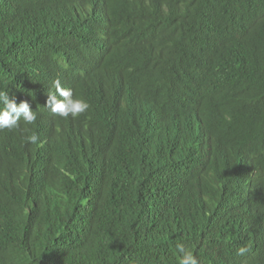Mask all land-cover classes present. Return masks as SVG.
I'll return each instance as SVG.
<instances>
[{"label":"trees","instance_id":"obj_1","mask_svg":"<svg viewBox=\"0 0 264 264\" xmlns=\"http://www.w3.org/2000/svg\"><path fill=\"white\" fill-rule=\"evenodd\" d=\"M37 1L0 0V91L37 111L35 124L25 128L101 132L123 143V150L110 158L108 172L75 169L80 156L56 165L67 192L58 202L44 189L18 184V164L9 166L0 176V264H125L133 254L180 242L199 264H264V217L241 215L237 203L259 171L256 197L264 214V0H45L37 10H48L54 22L57 8L69 11L86 3L92 9L91 28L78 30L79 37L88 36L89 57L98 64L97 76L101 73L99 100H91L99 111L90 128L39 104L38 90H51L57 79L80 96L88 92L89 83L72 85L55 67L82 53L75 38L62 29L52 37L40 35L35 23L32 36L24 33L40 38L30 56H17L11 44L20 33L18 15ZM64 16L69 17L62 14L59 21ZM198 47L213 69L202 88L192 81L187 89L186 80L177 82L178 63L196 56ZM109 93L120 101L104 96ZM158 108L169 117L158 115ZM169 119L184 123L170 128ZM202 124L211 149L198 166L214 185L218 207L189 211L182 197V210L165 211V194L156 203L149 182L160 169L176 174L170 183L180 187L190 165L184 157L195 160L199 139L183 150L168 147V140L197 134ZM198 186L194 190L204 188ZM19 196L37 197L54 209L47 229L25 226V214L17 213ZM62 205L73 209L69 218ZM242 246L248 251L239 255Z\"/></svg>","mask_w":264,"mask_h":264},{"label":"clouds","instance_id":"obj_2","mask_svg":"<svg viewBox=\"0 0 264 264\" xmlns=\"http://www.w3.org/2000/svg\"><path fill=\"white\" fill-rule=\"evenodd\" d=\"M45 0H39L36 4L22 11L17 17L18 40L11 38V44L17 56L22 59L27 58L36 48L40 38H28L32 36L37 28L40 29V35H55L56 30H64L67 34L75 38V40L83 47L82 53L75 58L59 60L57 66L59 74L65 81L72 85H84L89 83L88 92L80 96L73 86L63 84L59 79L55 80L51 90L39 89L38 95L41 97L40 105L49 109L56 117L70 119V124L80 125L84 128L92 127L96 121L99 109L95 108L91 100H99L98 87L99 76L97 62L89 57L87 38L88 36L79 37L78 30H88V14L92 9L86 3L75 6L72 10L65 11L57 8V12L53 17H57L54 22L52 16L47 11L37 10L39 6L44 5ZM95 12H97L101 4L96 3ZM87 7L85 9L84 7ZM68 13L69 17H65V21L61 20L62 14ZM38 17V18H37ZM36 23L37 28L34 26ZM72 25V29L67 26ZM200 50V48L198 47ZM31 51V52H30ZM82 59V60H81ZM75 61V62H74ZM81 61V63H80ZM179 77L178 81L186 80V88L192 81L199 84L200 88L204 83L206 73L210 72L213 67L208 58L198 51L186 62L178 63ZM176 82V83H177ZM99 88V87H98ZM111 100L120 101L112 93L104 95ZM20 99H11L9 93L0 91V176L5 177V173L9 166L18 164V184L29 183L36 188L44 189L52 201L58 202L67 195L66 184L54 173L56 165L70 162L76 157H82V163L78 168H90L108 172L110 169V158L119 157L123 150V143L114 141L110 136L96 131H86L74 127H53L41 126L34 129L23 127V124H35L37 120V111L27 101ZM201 101V100H200ZM203 102V101H201ZM152 102L144 103L148 106ZM189 104V103H188ZM158 115L169 117L165 111L158 108ZM23 120V121H22ZM68 122V121H67ZM184 123V122H183ZM167 120L165 125L170 128H178L183 124ZM205 124H202L201 131L197 134H188L187 136L170 138L169 146L178 150L186 148L188 142L196 137L199 143L196 146L195 160L192 162L188 157H184L188 163L181 177L183 181L180 187L173 186L170 183L172 176L176 174L164 173L156 170L155 174L149 182V191L156 203H159L158 197L165 194L161 202H165V211H174L181 209V199L185 198L186 203L191 207L189 211L204 207H218L215 188L207 175L203 174L199 169V161L205 156L206 152L211 149V141L207 137L204 130ZM71 175L70 172H67ZM251 174V173H250ZM251 186L238 200L240 207L239 213L246 215L248 213H256L264 217L263 204L256 197L258 187L261 185V176L259 171L251 174ZM36 179H44L42 183H37ZM198 184L204 185L202 190L198 189ZM73 185L71 178L69 186ZM171 187V188H170ZM92 203V202H91ZM93 209L98 207L93 204ZM59 209H65L70 217L73 209H67L60 206ZM53 210L49 205L37 197H20L17 213L25 214V226L38 227L47 229L49 223L53 219ZM182 210V209H181ZM178 218V216H175ZM29 221V222H28ZM179 222H182L179 219ZM24 226V229L26 228ZM28 228V227H27ZM248 251L246 247H240L238 254L243 255ZM145 258L149 264H199L198 258L188 252V247L184 242L178 244H169L168 249L153 250L151 253L133 254L129 262L125 264H144L142 258Z\"/></svg>","mask_w":264,"mask_h":264},{"label":"bare ground","instance_id":"obj_3","mask_svg":"<svg viewBox=\"0 0 264 264\" xmlns=\"http://www.w3.org/2000/svg\"><path fill=\"white\" fill-rule=\"evenodd\" d=\"M88 6L84 7L85 9H87ZM96 43V42H95ZM82 60V59H81ZM81 63V61H80ZM44 181V179H36L37 183H42ZM39 187V185L36 186V188ZM94 200L97 199L96 197L93 198ZM90 200V202L94 201V200ZM263 214V213H262ZM263 225V224H262Z\"/></svg>","mask_w":264,"mask_h":264}]
</instances>
